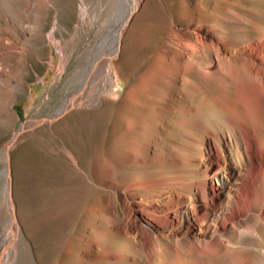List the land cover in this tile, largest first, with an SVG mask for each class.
Returning a JSON list of instances; mask_svg holds the SVG:
<instances>
[{"label":"bare ground","instance_id":"obj_1","mask_svg":"<svg viewBox=\"0 0 264 264\" xmlns=\"http://www.w3.org/2000/svg\"><path fill=\"white\" fill-rule=\"evenodd\" d=\"M24 1L23 17L30 20L26 28L33 30L37 21L32 16L41 0ZM142 2L130 0L124 15L113 19V40L104 46L101 41L95 45L79 84L43 122L66 117L74 108L99 105L102 95L96 87L115 82L112 53ZM208 2L179 1L183 14L168 34L169 42L159 53L160 61L147 62L123 94L116 92L118 107L104 120L106 125L112 122L117 132L114 143L120 149L121 162L154 165L151 169L129 170V175H124L125 169H118V174L103 165L99 181L106 185L99 187L100 192L85 209L91 216L97 214L106 229L121 234L125 245L113 247L92 227L80 235L71 234L61 255V240L45 241L49 231L40 223L35 240L38 264H44L47 253L53 254L50 264H217L216 260L229 264L232 253L235 258L231 264H264V28L254 26L253 34L240 40L224 37V29L218 30L215 19L203 13L214 9ZM122 3L118 0L119 6ZM229 4L225 0L220 5L228 9ZM56 28L50 32L52 38ZM7 39L0 32V63L6 48H18L13 36ZM4 74L10 75L9 70L1 66L0 76ZM138 104L155 110L163 123H155L152 136L147 120L135 111ZM99 119L98 115L81 118L77 122L79 133L68 138L72 148L62 147L76 164L77 156L86 152L87 140H95ZM43 149L38 146L36 175L40 218L47 202L45 196L65 195L75 178L69 168L60 171V179L45 173L43 163L47 157ZM5 153L8 159L9 151ZM95 160L99 165L102 162L99 155ZM52 161L48 163L54 164ZM7 164L10 177L8 160ZM8 190L10 193V182ZM9 197L13 210L2 229L0 264H17L18 257L15 239L11 241L10 256L3 253L5 234L12 231L16 237L21 233ZM245 226L259 230L261 249L246 251L238 244L236 237Z\"/></svg>","mask_w":264,"mask_h":264},{"label":"rangeland","instance_id":"obj_2","mask_svg":"<svg viewBox=\"0 0 264 264\" xmlns=\"http://www.w3.org/2000/svg\"><path fill=\"white\" fill-rule=\"evenodd\" d=\"M122 1V5L119 6L118 0H41L36 3L38 9L33 11L34 13L31 12L34 14L32 17L37 21V27L28 30L26 26L29 25L30 20L23 17L25 1L0 0V32L6 41L13 36L18 42V48L14 51L11 48L5 49L0 63V68L5 66L10 74L0 76L4 80L0 82V240L3 226L12 216L13 208L9 197L11 195L21 233L16 237L12 231L5 234L3 253L5 257L10 256L11 241L15 239L19 245L17 264H38L35 256V240L40 223L49 231V238L46 235L45 241L51 243L61 240L58 246V253L61 255L64 243L71 234L80 235L85 230H91L92 227L96 228L101 238L114 245L113 247L120 248L125 245V238L121 234L106 229L97 214L91 216L85 209L88 208L92 197L100 192L99 187L102 184L106 185L99 181V172L103 165L107 164V167L118 174V169H125L124 175H129V170L151 169L154 165L121 162L120 149L114 143L117 132L112 122L107 126L104 120H108L118 107L116 92L123 94L128 84L139 76L147 62L155 61L158 64L160 61L159 53H162V48L169 42L168 34L183 14L180 0H143L112 53L115 82L101 83L96 87L102 95V101L98 106L74 108L66 117L61 116L62 118L59 117L58 120L43 122V119L50 117L65 103L79 84L95 45L101 41L104 46L111 39L113 40L112 21L116 16L124 15L130 6V0ZM224 1L209 0V7L214 6L212 13L206 9L203 11L208 18L215 19L218 30L220 27L224 29L222 36L240 40L244 35L253 34L254 26L264 28V0H229L228 9L220 5ZM54 28L56 32L55 37L52 38L50 32ZM9 43L12 44L10 41ZM11 73H14L15 77H12ZM5 79H8V82H5ZM140 98L144 100L142 96ZM135 111L147 120L149 136L156 132L157 124L159 126L163 124L156 111L147 106L138 104L135 106ZM76 114H80V117ZM97 115L100 116V122H98L96 138L87 140L86 152L82 157L77 154L78 164H76L62 147L72 148V141L68 138L72 134L79 133L77 122L81 121V118L85 116L95 118ZM104 115L106 118H103ZM40 135L44 136V141L41 140ZM61 135L62 139H60ZM65 138L67 140H64ZM39 145L44 148L43 151L46 150L44 154L48 158H44L45 173L56 174L58 178L60 174V178H63L61 173L63 168H69L75 173L74 183L65 195L56 193L51 198L45 196L47 202L41 218L38 213L36 190ZM7 150L8 159L5 153ZM98 155L102 160L100 165L95 160ZM91 159L93 162L90 161ZM7 160L10 177L7 174ZM50 160H53L54 164L48 163ZM9 182L11 194L8 193ZM82 207L84 208L81 209ZM255 227L241 228L236 237L238 244L246 251L259 250L262 247L259 230ZM52 256L53 254L47 253L44 264H50L53 260ZM230 258L233 262L235 255L232 253ZM231 260L228 259L229 264ZM216 261L217 264L222 263L220 260Z\"/></svg>","mask_w":264,"mask_h":264}]
</instances>
